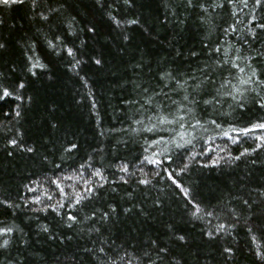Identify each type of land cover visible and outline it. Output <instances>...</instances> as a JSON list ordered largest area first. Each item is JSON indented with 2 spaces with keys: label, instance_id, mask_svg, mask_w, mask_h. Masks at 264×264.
I'll use <instances>...</instances> for the list:
<instances>
[{
  "label": "trees",
  "instance_id": "trees-1",
  "mask_svg": "<svg viewBox=\"0 0 264 264\" xmlns=\"http://www.w3.org/2000/svg\"><path fill=\"white\" fill-rule=\"evenodd\" d=\"M203 2L207 13L185 10L181 0H135L131 8L120 0H103V8L96 0H36L35 8L27 0L23 6H0V40L7 45L0 50V89L13 93L0 99V233L12 230L0 234V244L9 241L7 248H0V261L97 264L95 253L102 245L106 251L121 244L132 251L156 240L171 247L180 264H260L254 253L264 251V225L257 221L251 233L243 222L231 228L228 208L240 213L242 205L235 197L256 199L257 190L264 188V129L256 127L264 123V110L253 100L259 99L257 92L264 97V83H241L250 75L247 65L264 81V29L257 27L264 24V5L215 0L224 4L220 8L209 6L214 0ZM40 13L49 20H42ZM131 19L140 23H127ZM214 48L221 52H212ZM98 58L100 65L95 64ZM215 59L234 61L245 71L225 65L210 73L216 84L197 99H210L209 93L231 81L222 91L240 101L239 89L244 107L221 95L219 103L196 107L200 126L195 129L188 124L196 123L192 117L183 128L160 124L157 114L173 119L168 113L175 114L176 107L163 96L144 105L143 88L158 90L162 68L203 79L199 69ZM20 83L25 87L19 88ZM165 91L175 100L183 95ZM153 126L154 131L145 130ZM12 139L19 141L16 148ZM176 143L184 146L177 148ZM73 144L77 147L66 151ZM27 147L36 151L28 153L23 150ZM122 165L128 173L119 171ZM97 170L103 179L95 175ZM141 179L150 183L139 184ZM86 181L93 182L96 192L76 204ZM193 204L203 210L202 219L192 217ZM109 206L119 215L105 224L99 217ZM127 208L132 211L125 213ZM93 213L96 219H88ZM68 215L77 216V222L68 221ZM219 223H228L231 234L215 241L202 237L201 229L212 231ZM172 231L184 234L189 243L171 241ZM225 246L234 251L231 259L223 253Z\"/></svg>",
  "mask_w": 264,
  "mask_h": 264
},
{
  "label": "snow or ice",
  "instance_id": "snow-or-ice-1",
  "mask_svg": "<svg viewBox=\"0 0 264 264\" xmlns=\"http://www.w3.org/2000/svg\"><path fill=\"white\" fill-rule=\"evenodd\" d=\"M27 0H0V6H3L5 8H10L13 6H23L25 5ZM124 5L131 8L134 7L135 0H120ZM230 3H235V0H229ZM96 3L100 7H104L103 0H96ZM242 3L245 7L248 6V0H242ZM264 5V0H254V7H259ZM181 6L187 9H200L203 13L208 12V7L205 6V3L203 0H181ZM209 6H215V7H224L223 3H216L214 0L213 5ZM32 7H36V0H32ZM40 18L44 21H48L49 17L47 15H44L43 13H40ZM110 19H113V21L119 26L120 22L115 20V17H111ZM202 23H206L207 21L201 17ZM4 21L2 18H0V24H3ZM127 23L137 25L140 23L138 19H131L128 20ZM232 27V26H230ZM257 27L264 29V24H258ZM233 31H236L235 27H232ZM89 31L95 32V27L89 28ZM127 39V37H125ZM6 42L3 40H0V50H6ZM212 52L219 53L221 52L220 48H214L212 49ZM179 55V53H177ZM68 55L73 56L74 53L71 49H68ZM192 56H196V52L191 53ZM211 55V52L209 53ZM260 56L264 58V53H260ZM29 59H32L29 57ZM241 57L238 55L236 56V60H240ZM102 63L101 59H95V64L100 65ZM225 65H228L229 68H235L238 69L239 72L243 73L245 71V68L241 67L239 63H236L234 61H230L228 59H215L214 64H205L204 67H201L199 71L203 74V79H200L196 76H191L190 78H185L184 73H181L178 69L172 70L167 68H162L157 73V80L159 82V88L153 89L152 92L149 91V88L145 87L143 88V93L147 94L146 98L144 99V105H152L153 100L155 96H163L171 100V105H175L176 111L175 114L172 112H169L168 115H172L173 119H168L167 115L163 114H157V120L160 124H174L179 123L180 127H184V122L188 119V117H192V119H196V107H198L200 104L205 105H213L214 103H219V97L221 95L230 96L233 101H236V96L232 92H223L222 90L227 87L228 84L231 83V81H224L222 82L219 87L215 88V94L209 93L211 96L210 99H197V95L200 94L201 91H207V89L210 86H214L216 84V81L212 78L211 74L212 72H215L217 69H224ZM37 64H33V67H37ZM43 67V66H40ZM250 71V75H248L246 80H242L241 83H264V81H259L257 77V70L256 68L252 67L251 65H247ZM29 72L32 73V75H36L35 72L32 71L31 68L28 69ZM256 77L254 80L253 78ZM189 79L192 81H195V83H189ZM19 88H24L25 84L20 83L18 85ZM139 87V85H138ZM165 89H169L172 92H176L177 94L183 93L180 100L172 99L171 96H169L168 91H165ZM189 89H191V92H189ZM242 99L240 101H236L237 105L241 108L244 107V101H243V93L239 92V89L236 90ZM253 91H255L253 89ZM153 93L155 95H153ZM12 92L8 90V88H2L0 89V99L7 98L12 96ZM256 97H259V99L253 98L254 102L258 104L259 108L264 110V97H261L260 94L257 92ZM17 99H20L19 96L16 97ZM131 103V101L129 102ZM136 103H140V101H136ZM143 107V105H142ZM159 107L161 109L164 108L163 104H160ZM181 113H184L181 115ZM15 115L17 117L21 116L20 111H16ZM136 124H142V120H136L134 121ZM213 124L216 123L215 120L212 121ZM188 124L191 128L195 129L200 126V121L196 119V123L192 124L191 120H188ZM55 127V125H53ZM256 127L260 129H264V123H259L256 125ZM155 126L148 127L145 130L148 132L154 131ZM133 131H139V129H133ZM247 131V130H244ZM103 135V133H101ZM181 140L184 139V133H180ZM160 141H157L159 143ZM11 146L12 148H16L19 144V141L17 139L11 140ZM185 143H190V141H185ZM184 145L181 143H176L177 148H181ZM77 145L73 144L71 149H66V151H72L75 149ZM24 151L28 153H34L36 149L34 147H27L23 149ZM9 155H12V152L8 153ZM235 159H239V157H236ZM151 163L159 164L161 161L158 160H151ZM169 163H171V160L169 159ZM207 165H205L206 167ZM185 168L188 166L185 165ZM119 171L128 173L129 169L127 165H122L119 168ZM96 176H100L101 179H103V174L100 171L95 172ZM131 175V174H130ZM169 178L173 180V183H176L175 179L172 177V174L169 173ZM71 179V177H69ZM123 180V183H128L127 180H124L123 177L121 178ZM53 183H56L53 181ZM93 182L92 181H86V186L84 187L83 194H77V198L75 203L80 204L83 199L90 198L91 195L95 194L96 188H93L91 186ZM139 184L147 185L150 183L148 179H141L138 181ZM179 186V185H177ZM57 187H59V184H57ZM97 187H103V184H97ZM29 191H33V189H29ZM61 191H63L61 189ZM258 197L256 199H244L243 197H235V199H239L242 205V208L240 210V213H237V210L235 208L229 207L228 212L233 217L232 221L230 222L231 228H235L238 224L243 222L245 225L247 231L251 233L253 231V225L260 221L262 225H264V188L257 190ZM51 199V197H49ZM39 201H37L38 203ZM191 203V201H190ZM228 204H231V200H229ZM59 207H63V205H59ZM110 207V211L102 212L99 219L103 223H107L111 218L119 215L117 212V209L115 207ZM193 211L191 213L192 217L196 219H202L200 216L201 211H203L199 204H193ZM227 207V206H226ZM46 211V209H45ZM132 211L131 208L124 209L125 213H130ZM143 212V210H141ZM207 215L212 216V212H208ZM77 216L74 215H68L67 220L71 221L73 223L77 222ZM88 219H96L95 213H93L92 216L88 217ZM195 226V225H193ZM230 226L228 223H219L215 226V228L212 231H204L201 229V235L207 236L208 241H215L217 239V236L223 234L224 236L230 235ZM68 227H72V224L69 223ZM173 226H169L170 231ZM11 229L3 230V235H7L9 232H11ZM42 231L47 232L48 228L44 227L42 228ZM95 231L99 232L100 229L97 228ZM169 239L173 241L174 243H180L182 245H187L189 241L186 239V236L184 234H177V232L172 231L171 236H169ZM107 243V241H105ZM113 244H115V241H112ZM9 244V241L6 239L3 241L2 244H0V248H7ZM92 251V250H89ZM223 253L227 254V259H231L234 255V251L231 247L225 246L223 247ZM103 254V255H100ZM254 255L260 262V264H264V251H255ZM95 259L97 261V264H165L167 261L168 264H172V261H175V264H180V261L175 258L174 253L172 252L171 247H169L167 244H161L156 240H150L149 247L142 248L139 250L133 249L132 251H129L128 248L124 247L123 244L119 245L115 250H113L111 247H109V250L106 251L105 247L102 245L99 247V249L95 253ZM0 264H4L3 261H0Z\"/></svg>",
  "mask_w": 264,
  "mask_h": 264
}]
</instances>
